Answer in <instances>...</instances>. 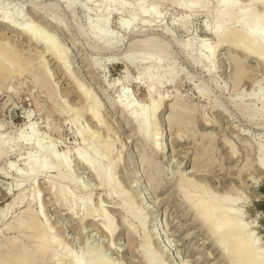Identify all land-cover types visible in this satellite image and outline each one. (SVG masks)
Instances as JSON below:
<instances>
[{"label":"rangeland","instance_id":"374dc122","mask_svg":"<svg viewBox=\"0 0 264 264\" xmlns=\"http://www.w3.org/2000/svg\"><path fill=\"white\" fill-rule=\"evenodd\" d=\"M87 1L0 0L62 55L0 26V264H244V236L263 261L264 56L239 15L264 3Z\"/></svg>","mask_w":264,"mask_h":264},{"label":"bare ground","instance_id":"6f19581e","mask_svg":"<svg viewBox=\"0 0 264 264\" xmlns=\"http://www.w3.org/2000/svg\"><path fill=\"white\" fill-rule=\"evenodd\" d=\"M66 1V5H68V7L69 8H71V7H73L74 6V0H65ZM86 1V0H85ZM88 1H92V0H88ZM87 1V2H88ZM109 1H112V0H103L102 2L104 3V4H108L109 3ZM114 2V1H113ZM195 2H198V1H196L195 0ZM219 2H220V5L222 6V7H224V8H227V7H230V9H232V7H234V6H236L235 4H236V0H219ZM249 2L252 4V3H255V4H262V3H264V0H249ZM91 3V2H90ZM140 4V3H139ZM139 4H135L134 5V7H133V9H136V10H138V7L141 5H139ZM126 7V6H125ZM86 8V7H85ZM131 8V7H130ZM106 9V8H105ZM110 9V8H109ZM108 9V10H109ZM240 9V8H239ZM141 10V9H140ZM145 11V10H144ZM222 11V10H221ZM240 11V10H239ZM242 11V10H241ZM1 12V11H0ZM245 12H247V11H245ZM249 12V11H248ZM241 13V12H240ZM240 13H238V14H240ZM6 15V14H5ZM240 17H239V23H245L248 27H249V30H248V33H245L244 34V37H243V39H246V38H249L250 39V47L248 48L249 50H258V51H260V52H262L263 53V56H264V24H262V23H260V22H258V21H256V19L255 18H253V14L251 15V13L249 12V13H241V15H239ZM16 21V20H15ZM101 21V20H100ZM107 22V21H106ZM102 23V22H101ZM129 23H131L132 24V22H129ZM104 24V27H105V24H107V23H103ZM4 26V27H6V28H9V29H11V30H14L15 32L17 31V32H19L20 34H22L23 36H25L27 39H29L30 41H33V42H36L37 44H41V46H44L46 49H47V52H49L52 56H53V58L54 59H57L58 61H61L62 62V55H61V53L57 50V49H54V48H52L50 45H49V42L45 39V38H43V36H41V35H38L37 33H36V31L34 30V28H32L30 25H27V24H21V25H19V24H15L13 21H11L10 20V18H9V16H5V17H3V19L0 21V26ZM127 24L126 23H122L121 24V27L122 28H126L127 26H126ZM1 26V27H2ZM108 26V25H107ZM129 28V27H128ZM97 30V29H96ZM99 30V29H98ZM100 31V30H99ZM215 33H218V29H216L215 30ZM105 35V34H104ZM108 36V35H107ZM106 36V37H107ZM261 38H263V40L261 39ZM107 39V38H106ZM218 41V40H217ZM241 41H239V42H237L238 44L240 43ZM204 47V46H203ZM202 47V48H203ZM212 54V53H211ZM210 54V55H211ZM214 55H215V53H214ZM214 55H212V56H214ZM4 57H6L5 56V54H3V53H0V67H2L1 69H3L4 68V70H5V67H3L4 65L6 66V64L4 63V61H3V58ZM6 59V58H5ZM8 59V58H7ZM209 59V58H208ZM125 61H128V60H126L125 59ZM259 61H264V59H259ZM7 67V66H6ZM1 72H2V70H1ZM4 73H1V74H5V71H3ZM95 105H97L96 103H95ZM121 109V108H120ZM158 109V107L154 104L153 105V107H152V112L154 113V112H156V110ZM122 110V109H121ZM143 115H144V117H146L145 118V125H144V129H146V127L149 125V120L151 119L149 116H147V111L144 109L143 110ZM92 117H93V119H96L97 117H98V115H97V112L96 111H93V113H92ZM98 120V119H97ZM100 122V121H99ZM35 128V127H34ZM24 129H27V130H31L32 129V125H26L25 126V128ZM159 139H157L156 138V146L161 150V153L163 154V155H165L166 153H165V147L163 146V144H162V142L165 140L164 139V135H161L160 137H158ZM29 140V139H28ZM39 147H41L40 145H39ZM101 147H104V146H101ZM59 159V158H58ZM263 160V159H262ZM80 161L83 163V164H85L87 167H89L90 169H97V167H94V164H93V162H91L90 160H88V159H84V157H81L80 158ZM35 163H37V162H35ZM38 164V163H37ZM264 166V165H263ZM14 168V167H13ZM261 168H262V166H261ZM264 168V167H263ZM40 170L42 171V170H44V168L43 167H41L40 168ZM32 171L33 172H35L36 171V169L35 168H33L32 169ZM96 172H97V174L98 175H100L99 177H103V178H106L107 179V177H109L108 176V174L109 173H105L104 174V176H101V174H99L98 173V171L96 170ZM13 204H14V202H12V203H10V204H8L5 208H3L2 210H0V215L2 216H5L4 214L8 211V210H10L11 209V207L13 206ZM200 207H201V205H200ZM199 207V208H200ZM8 214V213H7ZM0 216V217H1ZM32 216V215H31ZM31 216H29V217H31ZM38 217V216H37ZM21 218H23V217H21ZM198 218L201 220V221H203V223H205V222H208V219H206V217H205V214H204V212L201 210V212H199V214H198ZM19 219V218H18ZM26 219V218H25ZM32 219H33V217H32ZM22 220H24V218L22 219ZM26 221H28V224H30V221H32V220H28V219H26ZM25 221V222H26ZM232 221H233V223L230 225V223L229 222H231V221H229V222H226V223H224V224H222V225H218L217 226V232H220V231H231V233L232 232H236L237 230V228L239 227V224H236L235 222H237L238 220H236L235 221V219L233 218L232 219ZM235 221V222H234ZM18 222V224H20L21 222L20 221H17ZM20 222V223H19ZM39 221H37L36 223H38ZM236 225H235V224ZM238 223V222H237ZM24 225H25V223H23L22 224V226L24 227ZM36 225V224H35ZM35 225L33 226V227H35ZM233 225V226H232ZM26 226H28V225H26ZM17 227H18V225H17ZM156 227H158V224L157 225H154V228H156ZM14 228H12V230H13ZM16 229V228H15ZM22 229H24V228H22ZM22 229H21V231H22ZM30 229V228H29ZM28 229V227H27V230H29ZM20 230V229H19ZM18 230V231H19ZM220 230V231H219ZM20 231V232H21ZM39 231V230H38ZM215 231V232H216ZM229 232H227V234H228ZM29 234H31V233H29ZM35 234V233H34ZM154 237H155V240L156 241H158L159 239H158V237H157V233H155V231H154ZM153 236V235H152ZM31 237V236H30ZM34 237V236H33ZM32 237V238H33ZM40 237V236H39ZM43 237H44V235H43ZM243 237V236H242ZM37 241V240H36ZM35 241V242H36ZM39 241V240H38ZM34 242V243H35ZM13 243V242H12ZM11 243V244H12ZM222 245H224V247H226L225 246V244H223V242L221 241L220 242ZM16 244V243H15ZM49 244V242L46 240V239H41V241H40V245L42 246V247H47L48 248V245ZM20 245H22V243L20 244ZM20 245L19 246H17V247H20ZM4 246V245H3ZM24 246V245H23ZM22 246V247H23ZM36 246H39V245H36ZM254 243H252L251 242V239H249V240H247V236H244V238H242V240H241V242H237V246L235 247V249H234V254L235 255H241V257L243 256L244 258H245V263L244 264H256V263H258V264H264V260L263 261H259V259L257 258V252H255V249H254ZM7 247V246H6ZM34 247H35V245H34ZM33 247V248H34ZM229 247V246H228ZM8 248V247H7ZM13 248V247H12ZM46 248V249H47ZM15 249V248H14ZM24 249V248H23ZM45 249V250H46ZM17 250V249H16ZM21 250V249H20ZM24 250H26V249H24ZM42 250H44V249H42ZM163 250V249H162ZM12 251V250H11ZM30 252V254H31V257L29 256L28 257V255H29V252ZM31 251H32V249H31ZM30 250H27V252H28V254H27V257L30 259V261H31V259H32V257H34V255H32V252H31ZM35 251L36 250H34V253H35ZM23 252V251H22ZM38 252H39V248H38ZM42 252V251H41ZM163 252H164V254L166 253V251L165 250H163ZM12 253V252H11ZM21 253V252H20ZM33 253V254H34ZM233 253V252H232ZM4 254V253H3ZM13 254V253H12ZM14 254H15V251H14ZM5 255V254H4ZM18 255V254H17ZM36 255V254H35ZM40 255V254H39ZM257 255V256H256ZM7 256V255H6ZM19 256V255H18ZM40 256H43V253H42V255H40ZM262 256V255H261ZM9 257H11V256H9ZM8 257V258H9ZM24 257H26V255L25 254H20V257L19 258H21V259H24ZM231 257H232V255H231ZM241 257H239V259L241 258ZM13 258H14V256H13ZM16 258V257H15ZM19 258H17V259H19ZM27 258V259H28ZM233 258V257H232ZM3 259H5V257L3 258ZM7 259V258H6ZM26 259V258H25ZM24 259V260H25ZM25 260V261H29V260ZM238 259V258H237ZM1 260V259H0ZM9 260V259H8ZM23 260V261H24ZM33 260V259H32ZM241 260H244L243 258H241ZM22 261V260H21ZM23 261H22V263H23ZM29 261V262H30ZM9 262V261H8ZM8 262L6 263V262H1V263H5V264H8ZM12 262V261H11ZM14 262V261H13ZM17 262V260L14 262V263H16ZM14 263H12V264H14ZM21 263V262H20ZM19 263V264H20ZM21 263V264H22ZM9 264H10V262H9Z\"/></svg>","mask_w":264,"mask_h":264}]
</instances>
